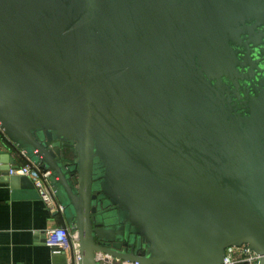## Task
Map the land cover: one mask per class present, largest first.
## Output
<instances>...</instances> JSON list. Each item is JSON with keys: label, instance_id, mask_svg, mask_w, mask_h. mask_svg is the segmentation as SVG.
I'll use <instances>...</instances> for the list:
<instances>
[{"label": "water", "instance_id": "water-1", "mask_svg": "<svg viewBox=\"0 0 264 264\" xmlns=\"http://www.w3.org/2000/svg\"><path fill=\"white\" fill-rule=\"evenodd\" d=\"M0 131L78 264H264V0H0Z\"/></svg>", "mask_w": 264, "mask_h": 264}, {"label": "crops", "instance_id": "crops-1", "mask_svg": "<svg viewBox=\"0 0 264 264\" xmlns=\"http://www.w3.org/2000/svg\"><path fill=\"white\" fill-rule=\"evenodd\" d=\"M5 144L12 147L0 131L1 152H7ZM10 157L18 165L28 162L14 152ZM15 178L0 169V264H67V254L55 253L46 234L66 225L63 214L50 211L26 178Z\"/></svg>", "mask_w": 264, "mask_h": 264}, {"label": "built area", "instance_id": "built-area-1", "mask_svg": "<svg viewBox=\"0 0 264 264\" xmlns=\"http://www.w3.org/2000/svg\"><path fill=\"white\" fill-rule=\"evenodd\" d=\"M9 176H21L28 178L37 192L40 200L45 206L56 213H62L54 188L48 181V172L43 171L37 165L26 162L18 165L17 168L8 170ZM47 242L55 253L65 252L67 254V264H78L79 245L77 233L72 231L67 225L51 227L46 231ZM96 258L100 264H138L137 262H127L115 259L102 252L96 253ZM260 255L250 250L245 245L239 247H229L225 250L223 264H259Z\"/></svg>", "mask_w": 264, "mask_h": 264}, {"label": "flooded vegetation", "instance_id": "flooded-vegetation-1", "mask_svg": "<svg viewBox=\"0 0 264 264\" xmlns=\"http://www.w3.org/2000/svg\"><path fill=\"white\" fill-rule=\"evenodd\" d=\"M72 151V153H74L75 154V152L73 151V150H71L70 149V152ZM96 194V193H95ZM97 196L95 197V199H94V206H95V208H96V212H95V215H102L103 213H105V212H109L110 210H109V207H105L104 205H103V202H104V199H102V198H100L99 197V194H96ZM128 240H129V238H128ZM127 240V241H128ZM126 241V242H127ZM126 249H128V248H126Z\"/></svg>", "mask_w": 264, "mask_h": 264}, {"label": "trees", "instance_id": "trees-1", "mask_svg": "<svg viewBox=\"0 0 264 264\" xmlns=\"http://www.w3.org/2000/svg\"><path fill=\"white\" fill-rule=\"evenodd\" d=\"M69 154H70L69 156H70L71 158H73V157H72V155H73L72 151L70 152V150H69ZM71 154H72V155H71Z\"/></svg>", "mask_w": 264, "mask_h": 264}, {"label": "rangeland", "instance_id": "rangeland-1", "mask_svg": "<svg viewBox=\"0 0 264 264\" xmlns=\"http://www.w3.org/2000/svg\"><path fill=\"white\" fill-rule=\"evenodd\" d=\"M69 155H70V154H69ZM71 155H72V154H71ZM72 157L75 158V157H76V154L73 153Z\"/></svg>", "mask_w": 264, "mask_h": 264}]
</instances>
